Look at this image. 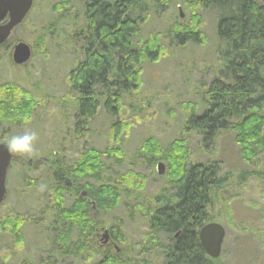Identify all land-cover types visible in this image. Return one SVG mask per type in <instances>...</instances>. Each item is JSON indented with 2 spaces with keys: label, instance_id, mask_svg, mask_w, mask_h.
<instances>
[{
  "label": "trees",
  "instance_id": "obj_1",
  "mask_svg": "<svg viewBox=\"0 0 264 264\" xmlns=\"http://www.w3.org/2000/svg\"><path fill=\"white\" fill-rule=\"evenodd\" d=\"M173 1L59 0L50 2L48 15L37 13L53 27L49 32L52 39L55 35L66 36L57 45L58 52L65 45L74 46L83 56L68 76L76 101L75 137L86 135L90 124L102 112L112 120L109 125L112 143L104 150L87 148L71 163L58 160L49 167L38 163L32 169L33 172L43 169L53 182L49 205L57 221L52 225L61 228H55L53 255L88 253L94 257L93 244L97 242L94 236L103 227L94 221L93 211L116 212L123 198L138 195L146 186L143 176L133 171L121 175L112 169V164L121 167L127 158L124 138L130 125L123 119L124 98L141 90L143 66L157 62L168 52L162 43V33L150 34L145 42H135L151 16L148 3L157 12L170 8ZM189 2L190 8L205 11L213 18L215 50L221 65L205 89L202 111L197 107L187 114L184 128L200 138L204 152L209 155L221 135L233 134L242 161L252 165L264 155V0ZM201 24L200 16L193 12L190 24H174L165 37L179 48L201 44L204 40ZM45 41L46 36L40 35L36 50L44 48ZM32 99L16 83L0 84V129L4 125L22 128L30 124L37 108ZM4 139L5 135L0 136V140ZM191 153L186 140L174 141L163 148L153 137L138 149L139 157L147 159L150 165L160 161L167 164L164 177L168 180L169 195L164 197L168 191L162 190V195L154 198L153 207L144 211L141 204L134 208L145 213L149 229L143 254L161 252L163 264L217 262L205 253L199 233L210 222L213 192L223 188V170L219 161L190 164ZM29 170L22 168L25 174ZM106 173L113 178L105 181ZM27 220L22 216L0 218V241L1 233L8 230L17 245L22 246V229ZM120 226H113L111 237L124 244ZM162 237L168 240V246L161 242ZM135 262L132 256L121 260L108 251L98 264Z\"/></svg>",
  "mask_w": 264,
  "mask_h": 264
},
{
  "label": "rangeland",
  "instance_id": "obj_2",
  "mask_svg": "<svg viewBox=\"0 0 264 264\" xmlns=\"http://www.w3.org/2000/svg\"><path fill=\"white\" fill-rule=\"evenodd\" d=\"M52 1L58 3L59 0H34L29 16L0 46V84L16 83L30 93L37 105L30 124L22 128L4 125L0 136L5 135L7 139L30 131H35L38 136L33 154H13L0 218L22 216L29 222L22 229V246L17 245L10 231L1 233L0 264H98L108 251L121 260L132 256L136 261L134 264H163L161 252L143 254L142 247L149 229L144 220L145 213L134 209L141 204L144 211L153 207L154 198L162 195V190L168 191L164 197L169 195L168 180L157 171L159 163L165 169L167 164L160 161L150 165L138 154L142 143L152 137L163 148L174 141L186 140L192 152L189 161L192 165L221 163L224 184L222 189L213 192L209 224L222 225L226 236L221 256L214 264H264V155L254 160L252 165L242 161L233 134L221 135L213 153L206 154L200 138L187 133L184 128L187 114L197 107L199 112L202 111L205 89L221 65L215 50L213 18L205 11L190 8L189 0H174L170 8H160L157 12L153 10V4L148 3L152 9L151 16L143 26L140 39L135 40L145 42L150 34L162 33V43L168 52L157 62L143 66L141 90L124 98L123 119L130 125L124 138L127 158L121 167L112 164V169L121 175L133 171L146 179V186L138 195L123 198L116 212L93 211L94 221L103 227L94 236L97 241L93 244L94 257L88 253L67 257L51 253L55 228L61 229L52 225L57 221L55 213H50L49 205L53 182L43 169L34 172L32 169L38 163L48 167L58 160L71 163L87 148L104 150L112 143L109 136L112 120L104 112L90 124L86 135L75 137L73 117L76 101L68 85V76L83 56L74 46L65 45L60 52L56 49L66 36L55 35L52 39L53 27L48 20L40 19L48 15ZM38 11H41V16H37ZM193 12L200 16L202 22L203 43L179 48L170 43L165 34L174 24H190ZM40 35L46 36L45 47L36 50V40ZM20 43L29 45L33 53L31 60L23 66H17L12 59L14 48ZM22 168L30 170L25 174ZM103 178L107 181L113 177L106 173ZM116 224L123 229L124 244L111 237V229ZM161 242L168 246L166 238L162 237Z\"/></svg>",
  "mask_w": 264,
  "mask_h": 264
},
{
  "label": "water",
  "instance_id": "obj_3",
  "mask_svg": "<svg viewBox=\"0 0 264 264\" xmlns=\"http://www.w3.org/2000/svg\"><path fill=\"white\" fill-rule=\"evenodd\" d=\"M33 7L34 0H0V46L9 40L13 31L29 16ZM32 54L29 45L20 43L14 48L13 63L23 66L31 60ZM12 162L13 154L7 151L3 143H0V206L7 196V176ZM157 171L160 176L163 175L165 166L159 163ZM225 236V228L217 223L207 224L200 230L199 240L205 253L211 259L220 258Z\"/></svg>",
  "mask_w": 264,
  "mask_h": 264
},
{
  "label": "clouds",
  "instance_id": "obj_4",
  "mask_svg": "<svg viewBox=\"0 0 264 264\" xmlns=\"http://www.w3.org/2000/svg\"><path fill=\"white\" fill-rule=\"evenodd\" d=\"M38 139L35 131L12 135L3 142V146L11 154L18 156L31 155L35 151V143Z\"/></svg>",
  "mask_w": 264,
  "mask_h": 264
}]
</instances>
